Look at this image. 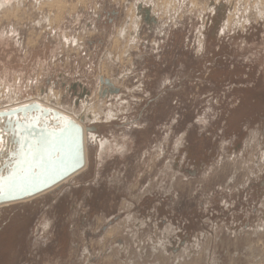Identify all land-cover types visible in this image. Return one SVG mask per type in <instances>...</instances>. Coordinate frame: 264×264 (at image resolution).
Listing matches in <instances>:
<instances>
[{
	"label": "rangeland",
	"instance_id": "obj_1",
	"mask_svg": "<svg viewBox=\"0 0 264 264\" xmlns=\"http://www.w3.org/2000/svg\"><path fill=\"white\" fill-rule=\"evenodd\" d=\"M12 1L0 109L83 118L98 100L100 114L80 121L81 169L0 204V264H264V0L143 13L123 61L125 11L147 0H64L59 21Z\"/></svg>",
	"mask_w": 264,
	"mask_h": 264
},
{
	"label": "bare ground",
	"instance_id": "obj_2",
	"mask_svg": "<svg viewBox=\"0 0 264 264\" xmlns=\"http://www.w3.org/2000/svg\"><path fill=\"white\" fill-rule=\"evenodd\" d=\"M85 1L86 0H77V4H82L84 5L85 4ZM141 1V0H140ZM148 1V0H147ZM147 1L145 3H140V2H136L134 4H129L130 6L128 7V9H126V15H127V18H128V22L121 26L117 36H119V38H123L125 37L126 39V44L128 43V41L131 40L132 41H135L136 40V37H137V30H138V27L140 22L141 21V18H144L143 15L141 16V14H145V18L146 19H150L151 21H155V16H152L153 14L156 15V13L158 12L159 9L161 10H164L165 12H168V10H174L175 6H176V0H154L155 1V4L150 12L149 10V6H148V3ZM178 1V0H177ZM192 1V0H191ZM194 1V0H193ZM219 1V0H217ZM215 1V4L216 2ZM67 2H64V0H44L41 5L39 6V9L38 10H42V8H47L49 11H52V9H55L56 10V15L54 17L53 20L55 21H59L60 18H61V15L63 14V11L67 8ZM194 2H191V5L193 4ZM198 4V3H197ZM213 4V5H215ZM253 4V3H252ZM190 5V6H191ZM195 5V3L193 4ZM212 5V6H213ZM20 6H21V2L20 1H12V0H0V9L2 10V8H6L4 10V15L8 14L9 13V16L10 14L14 15V14H17V12L19 11L20 9ZM192 7V6H191ZM211 7V6H210ZM254 7V6H253ZM197 8V7H196ZM206 8V7H205ZM73 9H75V6H71V11H73ZM211 9V8H210ZM209 9V10H210ZM234 8H232L233 10ZM138 10L139 13H136L137 14V18L135 17V11ZM206 10V9H205ZM236 10V8H235ZM21 11V10H20ZM23 11V10H22ZM177 11V10H176ZM212 12V11H211ZM232 12V11H231ZM230 12V13H231ZM19 13V12H18ZM162 13V11H161ZM164 13V12H163ZM204 13V12H203ZM229 13V14H230ZM234 13V12H233ZM231 13V14H233ZM164 15H167V14H164ZM234 15V14H233ZM232 15V17H233ZM18 16V15H17ZM16 16V17H17ZM138 16H141L140 18H138ZM163 16V15H162ZM15 17V18H16ZM157 17V16H156ZM164 17V16H163ZM49 17L47 18H44V22H48V24H51V20L48 19ZM51 18V17H50ZM161 18V17H160ZM234 18H236L234 16ZM11 20V19H10ZM146 21V20H145ZM148 22V21H147ZM232 19H231V15H229L227 18H226V21H225V26L228 27L231 23H232ZM235 22V21H234ZM38 23V22H37ZM55 23V22H54ZM151 25V24H150ZM237 25V24H236ZM224 26V27H225ZM221 32V31H220ZM120 40V39H119ZM118 39L115 41L114 44H116V46L119 44ZM133 43V42H132ZM33 44V43H32ZM129 44V43H128ZM127 45L123 46L121 51L119 52L120 56H119V60L120 61H123V58L122 56L126 54V48H127ZM121 45V44H120ZM133 45V44H132ZM130 46V44H129ZM133 48V47H132ZM131 50V49H130ZM118 52V51H117ZM113 61V60H112ZM107 78V77H106ZM109 79L107 78V80H105V82H101V86H100V90H99V97H102L104 94L102 93H105L107 96L109 93H111L109 90ZM105 86H107L106 88H104ZM104 90V91H103ZM115 92V91H114ZM106 98V97H105ZM97 100V99H96ZM105 100V99H104ZM30 101V100H29ZM48 104V103H47ZM18 106V105H17ZM16 106V107H17ZM99 105H98V100L96 103H94L93 106H90L88 109L90 112H88V109L85 110L86 112L84 113L83 115V118L81 117H78V118H73L72 116L68 115L67 117L64 116L65 113L63 114V112H54L53 108L50 107V106H47L46 103L43 104V103H40L38 101H31V102H28V103H25L23 104L22 108H15V106L12 104L10 106H7V107H4L3 109L1 108L0 109V114H3V115H0V129H3V133H0V139L3 140V145H0V146H4L6 148H9V147H12L13 146V142L14 140L16 139L14 137V135L12 134V128L11 126L9 125V116L11 117V120L13 121V123H15V121L17 119H20L22 123H25V133L26 135L29 136V139H38L39 137H41V135H43L45 132H48V131H59L60 128L64 127L65 126V119L67 120H71L73 122L74 125H80V121L82 120V122H86L87 120H89L92 116H96L97 114H100V112L98 111L99 109ZM33 117H38L39 119V123L38 125L32 127L30 130L27 128V122L31 120V118ZM63 118V119H62ZM80 129L82 127H79ZM86 130L87 131H95V128L92 127V126H88L86 127ZM83 145L86 147H89V142H87L86 140L84 141L83 139ZM100 150V149H98ZM82 153V152H81ZM82 159H83V153H82ZM8 163H9V156L6 154V153H0V169H4L5 170V174H7L6 172V169L8 167ZM83 166V165H82ZM82 166L79 168L81 169ZM79 169H76L75 171L79 170ZM75 171H73L72 173H74ZM71 173V174H72ZM71 174H69L67 177H69ZM65 177V178H67ZM64 178V179H65ZM63 179V180H64ZM47 178H44V181H46ZM63 180H60L59 182L63 181ZM59 182H56L55 184L51 185L50 187L44 189V190H41V191H38V192H35V193H32V194H27V193H19L17 198H14V199H9L7 196H5L4 198H0V204L1 203H6V202H10V201H17V200H22V199H25V198H29V197H32V196H36V198H40V196L38 195L39 193H42L48 189H50L51 187H53L54 185H56L57 183ZM42 182H37L35 186L37 185H40ZM41 199V198H40ZM5 206H3L4 208ZM2 208V210H3ZM4 231V230H3ZM1 236V235H0ZM3 237V236H2ZM1 250V249H0Z\"/></svg>",
	"mask_w": 264,
	"mask_h": 264
},
{
	"label": "snow or ice",
	"instance_id": "obj_3",
	"mask_svg": "<svg viewBox=\"0 0 264 264\" xmlns=\"http://www.w3.org/2000/svg\"><path fill=\"white\" fill-rule=\"evenodd\" d=\"M38 123V117H33L27 122V128L30 130ZM9 125L16 139L12 147L0 146V153L9 156L7 174L0 169V198L7 196L14 199L19 193L32 194L38 181L44 182L48 175L59 174L68 166L71 158L79 157L82 152V130L71 120L65 119V126L58 132H45L38 139H29L24 134L25 123L20 119L13 123L9 116ZM0 133H3V129H0ZM0 145H3L2 139Z\"/></svg>",
	"mask_w": 264,
	"mask_h": 264
},
{
	"label": "water",
	"instance_id": "obj_4",
	"mask_svg": "<svg viewBox=\"0 0 264 264\" xmlns=\"http://www.w3.org/2000/svg\"><path fill=\"white\" fill-rule=\"evenodd\" d=\"M82 165H83V159H82V153H80L79 157L74 156L73 158L70 159L68 166L65 167V169L62 172H60L59 174L48 175L46 177L47 180L42 182L40 185L35 186L32 190V193L44 190L50 187L51 185L55 184L56 182L63 180L73 171L79 169Z\"/></svg>",
	"mask_w": 264,
	"mask_h": 264
}]
</instances>
